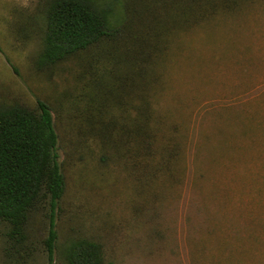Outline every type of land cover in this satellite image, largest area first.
Masks as SVG:
<instances>
[{"label":"rangeland","instance_id":"1","mask_svg":"<svg viewBox=\"0 0 264 264\" xmlns=\"http://www.w3.org/2000/svg\"><path fill=\"white\" fill-rule=\"evenodd\" d=\"M50 1L0 0V105L52 110L59 250L83 237L104 264H264V0L183 25L158 0H88L110 28L135 12L149 39L140 68L111 39L39 66ZM136 120L148 143L118 128ZM29 226L26 264H48L47 221Z\"/></svg>","mask_w":264,"mask_h":264},{"label":"trees","instance_id":"2","mask_svg":"<svg viewBox=\"0 0 264 264\" xmlns=\"http://www.w3.org/2000/svg\"><path fill=\"white\" fill-rule=\"evenodd\" d=\"M158 1L169 17L167 24L178 25L185 21L200 22L209 9L216 7L233 10L237 3V0ZM130 3L127 1V7L131 6ZM125 12V21L116 28H110L105 12L88 0H51L46 10L38 65L53 63L77 50L111 39L126 43L125 52L129 55L131 51L128 56L131 64L142 67L148 58L145 60L135 53H143L144 42L149 39L134 23L135 12L127 8ZM161 26L159 19L158 28ZM131 125L118 127L123 136L128 139L129 135L133 138L137 134L138 141L141 138V142L147 140L148 143L151 134L148 129L144 130V124L136 120ZM57 143L54 118L47 103L37 99L34 107L18 103L0 105V220L7 226L2 249L3 264H26L36 251L37 247L29 237V222L36 213L42 214L47 221L42 252L48 264H54L60 251L56 220L66 181ZM60 255L63 264H104L101 244L83 237L66 242Z\"/></svg>","mask_w":264,"mask_h":264}]
</instances>
